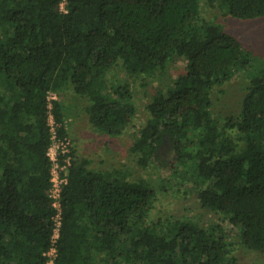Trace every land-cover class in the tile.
<instances>
[{
    "label": "trees",
    "instance_id": "obj_1",
    "mask_svg": "<svg viewBox=\"0 0 264 264\" xmlns=\"http://www.w3.org/2000/svg\"><path fill=\"white\" fill-rule=\"evenodd\" d=\"M60 1L0 0V264H45L54 215L49 102L57 137H66L62 103L49 93L85 96L91 125L119 136L135 105L128 85L108 84V71L150 79L175 55L184 71L152 93L130 150L143 165L186 176L231 231L149 220L152 187L89 168L69 145L54 264H235L229 232L264 253V64L200 20V0H67L66 12ZM220 1L234 18L264 17V0ZM237 72L247 79L238 113L213 114V88Z\"/></svg>",
    "mask_w": 264,
    "mask_h": 264
},
{
    "label": "rangeland",
    "instance_id": "obj_2",
    "mask_svg": "<svg viewBox=\"0 0 264 264\" xmlns=\"http://www.w3.org/2000/svg\"><path fill=\"white\" fill-rule=\"evenodd\" d=\"M200 20L215 23L234 35L243 47L252 51L264 64V17L238 19L230 16L220 0H200ZM186 61L173 56L167 63L164 74L148 78L130 75L120 66H114L107 73L110 85L126 84L133 96L135 114L127 129L119 136H109L94 128L89 122L85 106L88 99L76 94L71 88L59 92L51 91L49 99H59L65 115L66 137L70 141L76 158L87 159L88 167L109 171L117 178L143 180L156 193L149 212V220L166 218H187L206 227L222 224L225 231H231L226 219L201 206L197 189L182 173L174 175L172 168L157 166L154 162L143 165L139 155L130 150L134 137L148 117L146 104L157 89H165L169 82L184 71ZM143 83V84H142ZM247 79L237 72L222 86L211 92V111L224 118L238 113L246 91ZM229 129V128H227ZM228 239L233 243L235 264H264V253L245 248L232 232Z\"/></svg>",
    "mask_w": 264,
    "mask_h": 264
},
{
    "label": "built area",
    "instance_id": "obj_3",
    "mask_svg": "<svg viewBox=\"0 0 264 264\" xmlns=\"http://www.w3.org/2000/svg\"><path fill=\"white\" fill-rule=\"evenodd\" d=\"M67 0H61L59 3V9L61 12H66ZM48 100H52L49 99ZM48 125L50 127L51 144L46 151V155L51 161L50 168V189L48 197L51 201V206L54 210L53 215V229L50 237V244L47 250L43 253L45 258V264H54L57 250L56 241L59 237L60 219H61V192L64 184L67 182L68 165L70 164L71 157L68 155L70 141L67 137L59 139L55 132V122L52 117L51 103H48ZM63 155L62 162L59 155Z\"/></svg>",
    "mask_w": 264,
    "mask_h": 264
}]
</instances>
